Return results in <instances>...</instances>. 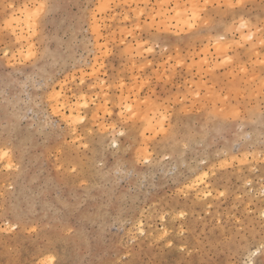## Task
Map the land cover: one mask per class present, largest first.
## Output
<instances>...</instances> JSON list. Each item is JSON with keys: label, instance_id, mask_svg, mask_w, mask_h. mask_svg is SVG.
<instances>
[{"label": "rangeland", "instance_id": "1", "mask_svg": "<svg viewBox=\"0 0 264 264\" xmlns=\"http://www.w3.org/2000/svg\"><path fill=\"white\" fill-rule=\"evenodd\" d=\"M242 2L0 0V264H264Z\"/></svg>", "mask_w": 264, "mask_h": 264}, {"label": "snow or ice", "instance_id": "2", "mask_svg": "<svg viewBox=\"0 0 264 264\" xmlns=\"http://www.w3.org/2000/svg\"><path fill=\"white\" fill-rule=\"evenodd\" d=\"M237 6H240V7H243V2L242 0H238V4H230L229 7H237ZM37 16V18L39 17V12H37L35 14ZM251 37H249L250 39ZM5 55H7V53H5ZM33 55H35V53L32 51V50H29L28 52V56L29 57H32ZM129 112H131V109H129ZM121 115H123V113H121ZM233 115H238L237 113H233ZM161 131H163V129H161ZM120 135H123V133H120ZM4 155H7V153H4ZM9 167H11V165H9ZM223 195V194H222ZM254 255L255 254H260V255H264V242H262L259 246V248L257 249L256 253H253Z\"/></svg>", "mask_w": 264, "mask_h": 264}, {"label": "bare ground", "instance_id": "3", "mask_svg": "<svg viewBox=\"0 0 264 264\" xmlns=\"http://www.w3.org/2000/svg\"><path fill=\"white\" fill-rule=\"evenodd\" d=\"M185 17L186 16H184L183 14H182V12H178L177 13V18L178 19H181V21H183V20H185ZM57 94V93H56ZM58 96H59V94H58ZM59 98V97H58ZM64 102V101H63ZM66 102V101H65ZM67 105V104H66ZM64 106V105H63ZM70 107V106H69ZM58 108V107H57ZM66 108V107H65ZM68 108V107H67ZM56 109V108H55ZM58 110V109H57ZM65 110V109H64ZM75 110H73L72 108L69 110V112L71 113V115H70V117L73 115V116H75V117H78L76 114H75V112H74ZM56 112H58V113H60L61 111H56ZM57 113V114H58ZM69 113V114H70ZM79 113V112H78ZM56 114V115H57ZM62 117H63V119L65 120V115H62ZM67 117H69V116H67ZM72 119V118H71ZM80 119V118H79ZM67 121V120H66Z\"/></svg>", "mask_w": 264, "mask_h": 264}]
</instances>
